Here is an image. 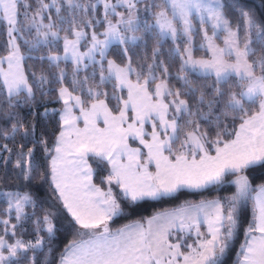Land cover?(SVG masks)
Masks as SVG:
<instances>
[{
	"label": "snow or ice",
	"instance_id": "snow-or-ice-1",
	"mask_svg": "<svg viewBox=\"0 0 264 264\" xmlns=\"http://www.w3.org/2000/svg\"><path fill=\"white\" fill-rule=\"evenodd\" d=\"M0 27V164L21 181L0 189V264H227L241 235L235 264H264V183L252 178L264 169V12L247 0H0ZM53 91L62 107L37 111ZM50 114L51 137L39 127ZM226 184L230 196L110 227L144 201Z\"/></svg>",
	"mask_w": 264,
	"mask_h": 264
},
{
	"label": "trees",
	"instance_id": "trees-1",
	"mask_svg": "<svg viewBox=\"0 0 264 264\" xmlns=\"http://www.w3.org/2000/svg\"><path fill=\"white\" fill-rule=\"evenodd\" d=\"M228 3H231V0H227ZM247 4L251 6L254 10H257L258 12H264V0H247ZM140 17L142 19L147 18L149 20V23L151 21L150 16L147 15L145 17L142 14V11L140 12ZM137 35H143V33H137ZM5 42V36L3 28L0 27V45H2ZM198 39L196 43L198 44ZM171 47V41H166L165 45L162 49L164 53H167L169 48ZM151 49H152V42L149 41L147 47H145L143 44H140L139 47L136 48L137 57H134V59L144 56V55H151ZM22 51H26L25 46L22 45ZM202 53L197 52V55H201ZM165 63H169V68L171 72H175L176 68L178 67V62L170 63L168 60L167 55L164 57ZM61 67H64L66 72L68 73V80L65 81V86H68L71 90V85L69 83L71 79V62H68L67 66L62 63ZM40 66L36 63H34L33 60H27L25 63V71L26 74L30 73L32 71L39 72ZM44 71H48L47 65L44 66ZM29 79L31 80V76H29ZM203 79V78H202ZM209 84L211 81L208 82ZM170 85L176 88L180 87V84L177 83L174 79L170 81ZM47 87L50 88H58V85L50 84ZM106 90L111 92V85H106ZM39 99V96L37 97ZM115 101L110 102V106L114 104ZM47 107L49 109H56L59 110L62 107V104L56 99V92L53 91L51 96L46 97L43 99L42 103L37 107V111L42 110L43 107ZM20 113V115L27 120H31L32 116L30 115V109L26 106L21 105L20 108L15 109ZM9 109L7 108L6 104V89L3 86L2 81L0 80V125H3L5 121L7 120V116L5 115L6 112H8ZM58 115L57 114H50L49 118L45 122L42 120L40 122L39 127L46 128L48 133L50 134V137L52 134H56L58 132ZM7 141L0 140V143H6ZM20 138L17 137L15 143L9 142V147L13 149V153H15L18 150V145L21 143ZM51 142V140H50ZM27 147H31V145H27ZM26 150V149H25ZM37 160L41 161L43 159L42 154L37 150L36 153ZM18 170L14 168L13 162L10 161L7 166L0 164V189H11L15 188L16 186L21 184V181L16 179L15 174ZM102 174V173H101ZM264 169H258L254 173H252L253 178V187H257L259 184L264 183ZM235 186L234 185H224L223 187L219 188L218 190H211V191H204L203 193H193L189 191H182L181 193H178L174 197H165L157 201H144L142 202V205L136 209V211L128 216L119 217L112 221L110 227L112 230H116L118 228H121L125 226L126 224L135 222V221H144L146 218H149L153 216L154 214L158 212L168 211L174 208H178L180 205H182L185 201H192V202H199L202 199H213L217 197H225L230 196L234 193ZM41 198L44 197H51V193L46 189L43 188L37 193ZM50 203L55 202L54 197H52L49 200ZM4 202L2 199H0V211L3 210ZM252 202L249 201L246 209L245 214L247 220H251L252 217ZM30 238V237H26ZM70 237L67 236V234H61L60 236V246L62 247L63 243L67 241ZM243 242V236L237 238L234 247L232 249V252L229 254L227 258V264H235V261L237 259L236 253L239 251V246Z\"/></svg>",
	"mask_w": 264,
	"mask_h": 264
},
{
	"label": "crops",
	"instance_id": "crops-1",
	"mask_svg": "<svg viewBox=\"0 0 264 264\" xmlns=\"http://www.w3.org/2000/svg\"><path fill=\"white\" fill-rule=\"evenodd\" d=\"M70 62V61H69ZM5 67H6V65H5ZM0 80L2 81V78H0ZM214 199V198H213ZM175 209V208H174ZM172 210V209H171ZM169 211V210H168ZM152 217V216H151ZM151 217H149V218H151ZM135 222H137V221H135ZM139 222H143V221H139ZM132 223H134V222H132ZM124 227V226H123ZM122 228V227H121ZM203 230V229H202ZM113 231H116V230H113Z\"/></svg>",
	"mask_w": 264,
	"mask_h": 264
},
{
	"label": "rangeland",
	"instance_id": "rangeland-1",
	"mask_svg": "<svg viewBox=\"0 0 264 264\" xmlns=\"http://www.w3.org/2000/svg\"><path fill=\"white\" fill-rule=\"evenodd\" d=\"M142 14L145 16V17H147V15L142 11ZM152 21H150V23H151ZM219 42V41H218Z\"/></svg>",
	"mask_w": 264,
	"mask_h": 264
}]
</instances>
